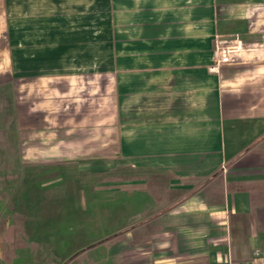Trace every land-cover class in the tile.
Listing matches in <instances>:
<instances>
[{
  "label": "crops",
  "instance_id": "obj_1",
  "mask_svg": "<svg viewBox=\"0 0 264 264\" xmlns=\"http://www.w3.org/2000/svg\"><path fill=\"white\" fill-rule=\"evenodd\" d=\"M105 5L118 70L94 76L115 82L116 146L111 156L92 151L93 160L116 161V180L102 177L107 162L73 160L66 171L75 164L86 184L138 202L62 217L71 206L45 200L53 189L33 199L39 189L22 184L18 200L0 199V264H264V0ZM93 7V0H0V65H20L28 80L37 74L29 64L60 63L61 33L71 30L65 17L86 21ZM224 38L238 50L216 65ZM28 172L46 182L42 188L58 179Z\"/></svg>",
  "mask_w": 264,
  "mask_h": 264
},
{
  "label": "rangeland",
  "instance_id": "obj_2",
  "mask_svg": "<svg viewBox=\"0 0 264 264\" xmlns=\"http://www.w3.org/2000/svg\"><path fill=\"white\" fill-rule=\"evenodd\" d=\"M93 5V12L90 17L86 16V21L82 15L65 17L70 20L71 30L61 33L65 53L60 63L29 64L30 71L33 68L37 74L28 80L26 75L21 76L20 65H0V199L18 200L22 184L39 189L38 196L29 193L33 199L43 200L44 191L53 189L45 200L71 206L62 209L66 212L62 217L87 216L92 209L96 214L107 203L115 212L113 207L117 202L125 201L127 205L138 202L137 197L124 199L123 192L115 188L106 191L101 186L86 184L90 177L86 178L75 164L68 167L71 174L66 171L73 160L79 165L107 162L110 171L102 177L110 183L116 180L115 160H93L97 159L93 148H104L102 155L111 156L116 146L114 99H111L115 82L112 77L94 75L118 70L112 62L111 16L105 0H93ZM84 26L86 30L82 29ZM229 43L231 40L219 39L216 55L221 46ZM99 98L103 106L96 104ZM83 148H87V154L77 155ZM69 149L76 152L69 153ZM56 163L58 166L53 168ZM29 169L40 171L45 179H52L54 171L57 182L44 190L42 186L46 182L32 180ZM72 176L76 183L70 182ZM100 180L101 175L97 174L92 182ZM83 200L89 208H72Z\"/></svg>",
  "mask_w": 264,
  "mask_h": 264
},
{
  "label": "built area",
  "instance_id": "obj_3",
  "mask_svg": "<svg viewBox=\"0 0 264 264\" xmlns=\"http://www.w3.org/2000/svg\"><path fill=\"white\" fill-rule=\"evenodd\" d=\"M238 48L235 43H229L221 46L217 51L216 65L231 63L233 61V54L237 52Z\"/></svg>",
  "mask_w": 264,
  "mask_h": 264
}]
</instances>
